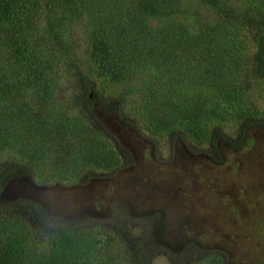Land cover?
Returning <instances> with one entry per match:
<instances>
[{
  "label": "rangeland",
  "instance_id": "1",
  "mask_svg": "<svg viewBox=\"0 0 264 264\" xmlns=\"http://www.w3.org/2000/svg\"><path fill=\"white\" fill-rule=\"evenodd\" d=\"M172 1V5H177ZM256 1L260 3L252 9L264 8V0ZM243 4L246 0L239 5ZM195 8L199 5L191 0V12ZM177 15L171 22L181 21ZM39 21L43 23L40 18L36 20ZM157 22L152 19L146 24L130 16L128 23L136 35L144 38L149 34L147 26ZM196 22L188 20L187 26L191 29L199 23L191 30H205L216 42L231 45L233 51L223 64L218 58L211 60L208 53L189 52V60L185 55L178 56L177 64L169 71L165 64L147 62L148 54L136 50L133 61L130 56L122 59L124 55H118L114 72H109L98 85L105 105L113 103L115 109L108 113L97 107L87 121L100 122L96 126L109 138L110 143L106 144L124 164L123 168L109 174L97 170L95 178L85 183L60 178L59 182L46 185L30 177L11 178L0 193V213L39 211L35 204L38 203L60 220L83 222L80 220H85L86 213L89 221L115 216L122 222L124 237L134 242L141 240L144 246L150 244L146 264H264V130L259 126L248 128L240 135L244 145L237 149L226 142L239 141L235 126L239 113H260V118L264 117V74L262 79L256 78L249 68L238 63L243 53L252 61L259 29L252 27L254 30L240 33L205 8ZM68 28L73 33V51L82 59L89 58L83 52L82 23ZM224 33L238 36L226 39ZM6 34L0 30V76L9 82L14 78L11 68L6 70L5 65L15 63L14 58L23 47L19 44L6 49ZM49 37L40 38L36 45L47 55L42 65L49 67L47 80L51 87L44 85L43 90L50 88L47 119L55 120L66 109L72 87L68 86L63 67L52 61L57 51L51 54L53 47H49L54 39L51 33ZM184 41L174 34L170 36L172 45ZM27 53L24 50L22 57ZM121 65L129 67L123 76L117 71ZM87 68L94 69L95 65ZM221 72L226 74L221 88L233 93L202 95L197 105L184 101L183 113L188 112L191 118L180 120L182 124L169 130L168 125L177 118L173 88L181 85L178 80H185L179 91L188 87L189 77L202 75L200 86L204 91V84L209 86L215 79L220 80ZM77 114L72 111L70 115ZM205 133L208 136L201 137ZM216 136L225 141L215 139ZM12 162L26 163L16 150L0 149V169ZM38 226L40 223L34 222L32 229ZM116 250L121 255L122 247Z\"/></svg>",
  "mask_w": 264,
  "mask_h": 264
},
{
  "label": "trees",
  "instance_id": "2",
  "mask_svg": "<svg viewBox=\"0 0 264 264\" xmlns=\"http://www.w3.org/2000/svg\"><path fill=\"white\" fill-rule=\"evenodd\" d=\"M110 1L113 2L0 0V30L7 33L3 43L7 45L6 49L19 44L23 47L15 56V63L7 62L5 65L6 70L11 68L14 80L8 82L4 80V75L0 76V149L16 150L21 161L26 162H12L0 169V193L5 184L15 177H30L38 184L46 185L55 184L62 178H75L85 183L95 178L94 172L97 170L109 174L123 168L124 164H120V160L106 144L110 143L109 138L99 132L96 125L99 127L100 122L94 124L87 121L95 115L97 107L108 113L115 109L113 103L105 105L98 85L102 84L101 79L109 72H114L118 55H124L122 59L130 56L133 61V57H137L136 50L148 54L147 62L165 64L169 71L177 64L178 56L185 55V59L189 60V52L208 53L212 56L211 60L218 58L219 63L223 64L233 51L231 45L216 42L205 30H191L199 23L191 29L187 26L188 20L197 23L202 8L214 11L220 20L230 23L240 33L254 30L252 27L259 29L252 61L243 53L238 57V63L249 68L256 78L262 79L264 8L258 7L257 11L252 9L260 1L246 0V4L239 5L243 0H194L199 8L192 12L191 0H175L177 5H172V0ZM175 15L181 21L171 22ZM130 16L146 24L152 22V19L158 22L157 25L147 26L149 34L141 38L129 25ZM38 18L43 23H37ZM78 22L82 23L85 34L83 52L90 55L89 58L78 57L71 46L70 36L73 33L69 32L68 27ZM6 23L9 25L5 26ZM247 25L250 26L248 29ZM50 33L53 37L51 39H54L53 46L49 47H53L51 54L57 51L52 61L63 67L64 74L69 78L68 86L72 87L65 101L66 109H62L60 119L55 120L47 119L49 104L46 99L50 95V88L43 90L44 85L50 86L47 80L49 67L42 65L45 62L43 57L47 55L36 45L40 38L49 37ZM172 34L185 41L172 45ZM223 35L226 39L238 36L227 33ZM24 50L28 53L22 57ZM104 54L106 56L103 58ZM92 63L95 68L88 69L87 65ZM51 66H54V62ZM126 69L129 67L123 66L117 71L123 76ZM222 74L220 80L215 79L209 86L204 84V91L200 86L202 75L196 79L189 77L188 87H182L179 91L185 80H178L181 85L173 88V97L177 96V118L168 125L169 130L191 118L188 112L183 113L184 101H193L197 105L202 95L233 93L221 88L226 75ZM164 97L167 98L166 95ZM72 111L78 114L70 115ZM261 115L239 113L235 117L239 141L226 139L227 144L233 149L244 145L240 135L251 126H259L264 130V117L260 118ZM208 134L201 137L206 138ZM215 139L225 141L220 136ZM35 204L39 211L0 213V264H146L145 254L150 244L144 246L141 240L134 242L124 237L122 222L117 217H99L89 221V214L86 213L85 220L78 223V220L53 217L43 205ZM34 222L40 223L35 230L32 229ZM118 247H122L121 255L117 253Z\"/></svg>",
  "mask_w": 264,
  "mask_h": 264
}]
</instances>
